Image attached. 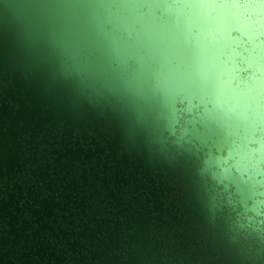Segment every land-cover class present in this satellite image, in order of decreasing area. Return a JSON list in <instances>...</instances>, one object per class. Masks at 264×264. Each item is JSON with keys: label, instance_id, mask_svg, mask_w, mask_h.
I'll list each match as a JSON object with an SVG mask.
<instances>
[{"label": "water", "instance_id": "1", "mask_svg": "<svg viewBox=\"0 0 264 264\" xmlns=\"http://www.w3.org/2000/svg\"><path fill=\"white\" fill-rule=\"evenodd\" d=\"M233 212L264 223V0H0V264L253 263L187 230Z\"/></svg>", "mask_w": 264, "mask_h": 264}, {"label": "flooded vegetation", "instance_id": "2", "mask_svg": "<svg viewBox=\"0 0 264 264\" xmlns=\"http://www.w3.org/2000/svg\"><path fill=\"white\" fill-rule=\"evenodd\" d=\"M174 180L176 181V178H172L169 181L175 189L169 192V197L167 199H164L166 205H168L169 201L172 199L180 198L185 202L194 199L192 194L184 197L183 187H180L179 183ZM172 192H174V194L171 196L170 194H172ZM176 203L175 201V204ZM178 205L180 206L181 204L179 203ZM183 207H186V205ZM183 207L181 208L183 209ZM230 214L231 217L227 221H224L222 217H214L211 221H201L199 224H196L200 227L197 232L188 227L187 230L190 232L191 236L195 235L197 239H201L202 236V244L204 246L208 244L210 247V259L220 257V251L223 252L228 250L235 254L239 252L240 249L243 254L250 252L254 254L255 257V260L251 258L254 260L253 263H250L249 259H243L241 260L242 264H264V223L260 225L255 224L257 228H253L252 224L247 222L245 218L238 219L235 212ZM214 229L216 231L213 234L212 231ZM220 239L223 240L222 243ZM198 246L201 247V244H198ZM207 247L208 246H205L204 249H207ZM224 247L226 248L224 249Z\"/></svg>", "mask_w": 264, "mask_h": 264}, {"label": "clouds", "instance_id": "3", "mask_svg": "<svg viewBox=\"0 0 264 264\" xmlns=\"http://www.w3.org/2000/svg\"><path fill=\"white\" fill-rule=\"evenodd\" d=\"M227 39L236 41L235 37L230 35ZM196 63L199 66L204 80L209 83L213 89L214 101L218 107H225L226 99L233 91V77L229 71L228 64L222 58L218 51V42L213 41L209 44L198 43L196 52ZM230 156L225 155L223 160L217 161L222 170L228 164Z\"/></svg>", "mask_w": 264, "mask_h": 264}]
</instances>
